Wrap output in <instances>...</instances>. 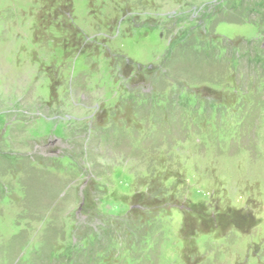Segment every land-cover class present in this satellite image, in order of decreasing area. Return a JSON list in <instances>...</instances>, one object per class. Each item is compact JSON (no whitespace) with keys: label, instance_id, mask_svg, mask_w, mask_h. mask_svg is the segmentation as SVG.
I'll return each mask as SVG.
<instances>
[{"label":"rangeland","instance_id":"1","mask_svg":"<svg viewBox=\"0 0 264 264\" xmlns=\"http://www.w3.org/2000/svg\"><path fill=\"white\" fill-rule=\"evenodd\" d=\"M0 264H264V0H0Z\"/></svg>","mask_w":264,"mask_h":264}]
</instances>
